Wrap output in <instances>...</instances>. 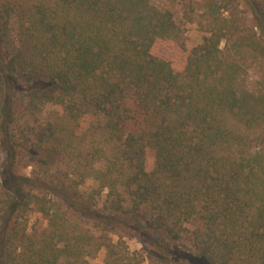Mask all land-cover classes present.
Masks as SVG:
<instances>
[{"label":"trees","instance_id":"obj_1","mask_svg":"<svg viewBox=\"0 0 264 264\" xmlns=\"http://www.w3.org/2000/svg\"><path fill=\"white\" fill-rule=\"evenodd\" d=\"M169 1L0 0V264H264V0Z\"/></svg>","mask_w":264,"mask_h":264},{"label":"rangeland","instance_id":"obj_2","mask_svg":"<svg viewBox=\"0 0 264 264\" xmlns=\"http://www.w3.org/2000/svg\"><path fill=\"white\" fill-rule=\"evenodd\" d=\"M151 4L156 7L158 10L161 11H170L173 14V18L175 23L178 25L180 29L181 39L182 43L188 47H194L202 43V39L205 36V34L200 30L198 23L201 21L200 19V12L195 11L191 15V21L187 20L184 17V10L181 4L177 2H171L169 0H151ZM248 15V14H247ZM159 54L161 57L169 59L175 64H177L180 59L181 55L179 51L176 49V47H160ZM259 79V72L258 70H250L246 85L249 87V89L253 88L256 84V82ZM53 112V108L48 105L43 109V112L41 115H38L36 119L34 120L35 125L42 124L43 122L47 121L48 118L51 116ZM92 138H95V135L92 134ZM20 173L22 175H26L28 177H32V175L36 174V169L34 167H29L27 169L20 170ZM96 184L93 181H87L86 184L81 188L82 191H89L92 188H95ZM104 197L101 198L99 201L100 203H103ZM46 227V223L38 218V216L31 214L29 216V222H28V232H32V229L41 231ZM113 241L116 242L117 238L113 237ZM126 244L131 252H138L141 254H144L141 245L133 239H126ZM104 256L105 252L101 250L95 259L91 261L92 264H104Z\"/></svg>","mask_w":264,"mask_h":264}]
</instances>
